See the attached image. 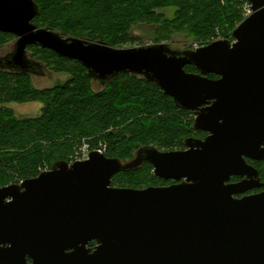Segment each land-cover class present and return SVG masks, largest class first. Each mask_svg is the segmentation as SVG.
I'll return each instance as SVG.
<instances>
[{"label":"water","instance_id":"95a60500","mask_svg":"<svg viewBox=\"0 0 264 264\" xmlns=\"http://www.w3.org/2000/svg\"><path fill=\"white\" fill-rule=\"evenodd\" d=\"M249 2L253 14L234 41L180 52L64 38L33 24V0H0V32L17 38L0 71L45 75L28 55L39 46L79 62L103 86L135 75L195 113V131L208 134L188 139L182 151L141 148L130 162L92 151L88 160L0 185V264H264V191L248 195L264 183L247 163L264 162V0ZM145 163L176 184L112 186Z\"/></svg>","mask_w":264,"mask_h":264},{"label":"trees","instance_id":"16d2710c","mask_svg":"<svg viewBox=\"0 0 264 264\" xmlns=\"http://www.w3.org/2000/svg\"><path fill=\"white\" fill-rule=\"evenodd\" d=\"M39 14L33 24L74 37L128 48L137 40L139 25L156 26L155 42H170L186 34L199 45L232 40L244 21L247 0H33ZM175 9L173 19L159 10ZM16 37L0 32V48ZM31 59L68 80L39 90L30 75L0 71V185L20 184L37 178L61 161L74 163L87 145L96 151L105 145L107 158L133 160L145 147L172 152L186 149L185 142L206 135L194 129L195 113L181 110L154 83L119 74L101 91H94L93 78L77 61L63 58L39 46L30 47ZM187 72L198 73L193 66ZM217 79L216 76H209ZM39 103L35 117H18L9 104ZM264 183V162L255 165ZM171 182V181H170ZM167 181L154 176L153 167L122 172L112 181L121 189L163 187ZM91 247H95L92 244Z\"/></svg>","mask_w":264,"mask_h":264},{"label":"rangeland","instance_id":"374dc122","mask_svg":"<svg viewBox=\"0 0 264 264\" xmlns=\"http://www.w3.org/2000/svg\"><path fill=\"white\" fill-rule=\"evenodd\" d=\"M246 10H247V2L243 6L244 20L246 19V13H247ZM175 11H176L175 9L169 8L166 10H159L158 12L164 14L169 19H173L175 16ZM156 28H157L156 26H152V25H139V26L135 27L133 30V36L137 40V42L128 48L157 44L155 42V39H156L155 30H156ZM16 41H17V38L11 39L3 47L0 48V59L13 52L14 45H15ZM160 44H167V45H169V47L173 51H180V52H184V51H188V50H195V49L199 48V45L197 43H195L193 39L189 38L186 34H176L173 36V38L170 42H164V43H160ZM28 55H29V57H31L32 53L28 52ZM42 65L45 67V70H44L45 75H43V76L30 75L35 88H37L39 90L54 88L55 86H57L59 84H63L68 80L67 75L57 74V73L49 70L44 64H42ZM93 89H94V91H101L104 89V86L100 82L93 80ZM6 107L14 110V112L16 113V115L18 117H35V116H38L40 114V111L42 108V106L39 103L9 104ZM198 139H203V138L201 137ZM100 145L101 144H99V146ZM85 146H87V145H85ZM79 154L80 153L77 154L76 158L78 157ZM76 158H75L74 162H76ZM130 161H132V160H128L127 162H130ZM10 185H12V184H10ZM171 185H173L172 182H167L166 185L163 187H168ZM7 186H9V185H7ZM2 187H4V186H2Z\"/></svg>","mask_w":264,"mask_h":264},{"label":"built area","instance_id":"2783aa9c","mask_svg":"<svg viewBox=\"0 0 264 264\" xmlns=\"http://www.w3.org/2000/svg\"><path fill=\"white\" fill-rule=\"evenodd\" d=\"M246 11H247V13H246V19H247L253 14L252 5L249 2V0H247V10ZM96 151L99 152L100 154L104 155L107 151V147L105 145L101 144L100 147L98 148V150H96ZM90 152L91 151L89 150V148L87 146H85L84 148L81 149L80 154L76 158V161L88 160Z\"/></svg>","mask_w":264,"mask_h":264},{"label":"flooded vegetation","instance_id":"af4514ba","mask_svg":"<svg viewBox=\"0 0 264 264\" xmlns=\"http://www.w3.org/2000/svg\"><path fill=\"white\" fill-rule=\"evenodd\" d=\"M196 118V117H195ZM199 133V132H198ZM203 134H205L206 136L203 138V139H205L207 136H208V134H206V133H203ZM195 139H198V138H195ZM203 139H201V140H203ZM247 163L249 164V165H251V166H253V167H255L256 169H257V167L255 166L256 164H258V163H263V162H257V161H252V160H247ZM258 170V169H257ZM258 172H259V170H258ZM259 174H260V172H259ZM261 178V177H260ZM239 181H241V179H239V178H233L232 179V183H236V182H239ZM170 182V181H169ZM173 184H176V182H173V181H171ZM264 191V189H260V190H254V191H252V192H250L248 195H252V194H257V193H260V192H263ZM95 246H96V244H95ZM93 248H95V247H93ZM29 263H31V260H29Z\"/></svg>","mask_w":264,"mask_h":264}]
</instances>
